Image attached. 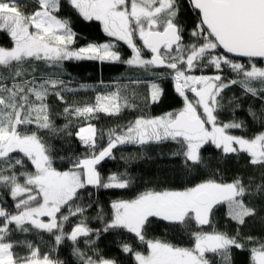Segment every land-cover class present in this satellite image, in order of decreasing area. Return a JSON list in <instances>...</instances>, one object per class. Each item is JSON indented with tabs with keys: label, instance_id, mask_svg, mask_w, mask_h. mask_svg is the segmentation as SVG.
<instances>
[{
	"label": "snow or ice",
	"instance_id": "obj_1",
	"mask_svg": "<svg viewBox=\"0 0 264 264\" xmlns=\"http://www.w3.org/2000/svg\"><path fill=\"white\" fill-rule=\"evenodd\" d=\"M185 5L194 16L190 29L181 19V0H0V32L11 42L0 46V264H65L52 254L65 241H71L79 264H117L96 247L103 233L116 229L144 246L138 251L121 244L135 264H233V250H247L249 264H264V239L239 230L230 234L213 223L220 206L238 226L258 216L264 221V130L233 134L246 126L236 118L243 102L226 95L238 86L244 100L257 101L259 109L249 106L247 116L264 129V66L257 63L264 59V0H185ZM69 13L98 22L112 39L76 47L78 34ZM120 42L130 49L127 59ZM232 57L247 58V63ZM83 60L122 63L157 79L169 78L181 106L149 115L147 109L159 103L163 89L155 80L139 78L97 91L91 101L69 102L66 93L90 86L71 87L63 65ZM141 84L146 86L142 105L136 103L137 89L130 87ZM51 97L63 105L56 113L66 121L61 126L53 118ZM137 109L133 119L114 127L101 129L92 122L100 114L118 120ZM229 111L232 118L222 119ZM57 135L75 137L83 149L67 157L63 170L55 165L59 153L48 140ZM165 142L178 145L173 155L182 157L189 171L209 167L203 152L211 146L223 157L245 155L260 176L226 181L216 169L182 189L147 188L132 199L113 200L110 215L103 209L95 217L86 215L92 203L83 200L82 190L132 184L127 173L104 176L99 171L115 149ZM150 218L180 226L189 235L188 246L147 238ZM90 219L101 227H92ZM32 231L54 238L51 251L15 236ZM81 239L87 250L79 246Z\"/></svg>",
	"mask_w": 264,
	"mask_h": 264
},
{
	"label": "trees",
	"instance_id": "obj_2",
	"mask_svg": "<svg viewBox=\"0 0 264 264\" xmlns=\"http://www.w3.org/2000/svg\"><path fill=\"white\" fill-rule=\"evenodd\" d=\"M24 2L30 3V0H24ZM181 4V19L185 26L190 29L194 16L186 7L185 0H181ZM64 11H69L67 6H65ZM69 15L72 16L73 29L78 34L76 47L85 46L89 42L104 43L110 40L102 31L98 22L82 21L74 13H69ZM185 37L187 38V33H185ZM10 45L11 42L8 36L0 32V46L9 47ZM119 51L124 59H127L131 55L130 49L122 42H120ZM40 70H44L43 65L40 66ZM63 73L64 78L71 82L70 86L73 88H78L81 84L90 86L86 91L66 93V99L69 102L83 103L91 101L94 99L97 91L114 88L117 84H128L130 80L139 78L142 80H155L163 89L159 103L153 104L147 109L149 115H161L181 106V98L175 93L172 81L169 78L157 79L155 76L143 73L142 70L129 68L122 63H101L91 60L66 61L63 65ZM4 74L6 75L7 73L5 72ZM225 74L234 75V73ZM130 87L137 89L138 98L136 103L142 105L146 86L141 84ZM226 95L229 98L233 95L241 97L243 102V108L236 111V118L245 120L246 126L244 129L232 130L233 134L251 136L257 131L264 130L261 129L259 122H253L247 116L249 106L259 109L260 104L257 101L250 97L244 100L242 90L238 86H234L231 90H228ZM49 102L54 110L53 118L56 124L58 126L63 125L66 122L64 117L56 114L62 111L63 105L55 97H51ZM138 111L139 109H137L136 113L125 111L118 120L117 118L100 114L99 118L92 122L98 128L107 129L114 127L116 123L124 124L128 120L133 119L138 114ZM231 118V111L226 112L222 116L224 120ZM48 140L54 146L55 151L59 153V156L55 160V165L62 170L68 167L67 157L83 152L79 141L75 137L68 138L57 135L48 137ZM101 143H106V137ZM177 149L178 145L174 142L150 144L142 147L138 145L119 146L114 150L113 159H106L99 165V171L104 176L116 172L127 173L132 179V184L127 189L104 190L89 186L86 190H82L83 200L92 203V207L88 208L86 215L89 218L95 217L101 209H103L105 215H110V204L113 200L132 199L138 192L147 188L182 189L183 187L190 186V184L198 183L202 179L208 178L210 172L216 169H219L221 177L226 181H230L236 175H242L245 178L249 176L259 178L260 176V169L249 165L245 155L223 157L218 150L211 146L207 147L203 152V156L209 167L202 166L199 169L189 171L184 167L183 158L173 155ZM61 157H64V159H61ZM8 203L11 204L10 199ZM261 215H264V213H261ZM150 220L151 222L146 228L147 238L163 239L180 244L181 246H188L189 235L180 226H174L158 218H150ZM89 222L94 228L101 227L99 222L94 219H90ZM213 223L219 230L229 232L230 234H234L239 230L244 236L251 235L257 239H264V221L261 220L260 216L254 220L249 219L244 226H238L235 222L228 220L225 207L220 206L215 210ZM66 227L70 230L71 225L69 224ZM15 236L20 240L27 238L34 243H38L44 252L51 251L54 246V238L46 232L16 233ZM123 242L131 244L138 251L144 250V246L139 243L134 235L124 229H116L103 233L96 241V247L106 258L115 260L117 264H135L134 259L121 250ZM79 246L87 250L82 239ZM72 247L71 241H65L61 245L56 246L52 254L64 261L65 264H79L77 257L73 255ZM17 251L23 253L26 249L18 248ZM232 262L233 264H249L248 251L233 250Z\"/></svg>",
	"mask_w": 264,
	"mask_h": 264
},
{
	"label": "flooded vegetation",
	"instance_id": "obj_3",
	"mask_svg": "<svg viewBox=\"0 0 264 264\" xmlns=\"http://www.w3.org/2000/svg\"><path fill=\"white\" fill-rule=\"evenodd\" d=\"M233 59H235V58H233ZM236 60H239L242 63H247V59H236ZM257 63H258V66H264V60H257Z\"/></svg>",
	"mask_w": 264,
	"mask_h": 264
},
{
	"label": "water",
	"instance_id": "obj_4",
	"mask_svg": "<svg viewBox=\"0 0 264 264\" xmlns=\"http://www.w3.org/2000/svg\"><path fill=\"white\" fill-rule=\"evenodd\" d=\"M232 58H235V59H247V58H244V57H232ZM260 60H264V59H260Z\"/></svg>",
	"mask_w": 264,
	"mask_h": 264
},
{
	"label": "rangeland",
	"instance_id": "obj_5",
	"mask_svg": "<svg viewBox=\"0 0 264 264\" xmlns=\"http://www.w3.org/2000/svg\"><path fill=\"white\" fill-rule=\"evenodd\" d=\"M110 40H111V38H110ZM108 42V41H107ZM119 47H120V43H119ZM239 61V60H238ZM239 62H241V61H239ZM226 73H230V72H226ZM232 74V73H231Z\"/></svg>",
	"mask_w": 264,
	"mask_h": 264
}]
</instances>
